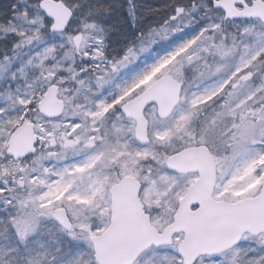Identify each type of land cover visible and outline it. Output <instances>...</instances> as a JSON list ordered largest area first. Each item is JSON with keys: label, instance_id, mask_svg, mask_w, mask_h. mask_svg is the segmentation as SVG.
Listing matches in <instances>:
<instances>
[{"label": "snow or ice", "instance_id": "6c2138e0", "mask_svg": "<svg viewBox=\"0 0 264 264\" xmlns=\"http://www.w3.org/2000/svg\"><path fill=\"white\" fill-rule=\"evenodd\" d=\"M0 264H264V0H0Z\"/></svg>", "mask_w": 264, "mask_h": 264}, {"label": "rangeland", "instance_id": "374dc122", "mask_svg": "<svg viewBox=\"0 0 264 264\" xmlns=\"http://www.w3.org/2000/svg\"><path fill=\"white\" fill-rule=\"evenodd\" d=\"M149 2L154 3L156 5L162 4L165 2V0H149Z\"/></svg>", "mask_w": 264, "mask_h": 264}]
</instances>
